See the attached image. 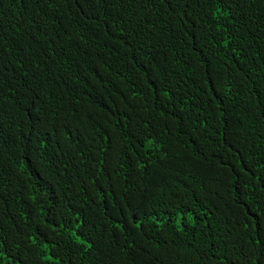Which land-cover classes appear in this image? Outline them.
<instances>
[{
    "label": "trees",
    "instance_id": "obj_1",
    "mask_svg": "<svg viewBox=\"0 0 264 264\" xmlns=\"http://www.w3.org/2000/svg\"><path fill=\"white\" fill-rule=\"evenodd\" d=\"M0 264H264V0H0Z\"/></svg>",
    "mask_w": 264,
    "mask_h": 264
}]
</instances>
